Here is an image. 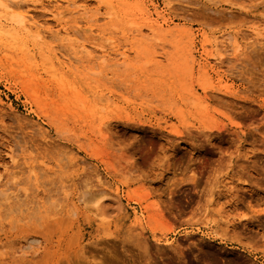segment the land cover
<instances>
[{
	"label": "rangeland",
	"instance_id": "374dc122",
	"mask_svg": "<svg viewBox=\"0 0 264 264\" xmlns=\"http://www.w3.org/2000/svg\"><path fill=\"white\" fill-rule=\"evenodd\" d=\"M58 1L0 4V264H264V0Z\"/></svg>",
	"mask_w": 264,
	"mask_h": 264
},
{
	"label": "bare ground",
	"instance_id": "6f19581e",
	"mask_svg": "<svg viewBox=\"0 0 264 264\" xmlns=\"http://www.w3.org/2000/svg\"><path fill=\"white\" fill-rule=\"evenodd\" d=\"M46 1H52V0H46ZM57 3H59L58 0H56ZM29 3H31V0H0V4L3 5L7 10H13L14 8H21L23 5H28ZM49 3V2H48ZM72 3L70 2L69 5H71ZM81 8V7H80ZM44 9V8H43ZM60 9V6H55L54 9L51 10V14H53L54 16H57V12L58 10ZM46 11H49V10H46ZM82 11V10H81ZM87 11V10H86ZM37 14H32L30 11H25V12H22L19 14V19L20 17L22 18V21L24 20V22L26 23V25H28V28L30 29H33L35 30L36 34L38 35H46L47 37H54L55 36V32L51 29V28H41L40 27V23L37 21V17L36 16ZM18 16V15H17ZM18 18V17H16ZM97 20V19H96ZM87 22H90V20H87ZM20 23H21V20H20ZM23 23V22H22ZM60 25V24H59ZM62 25V24H61ZM93 26H89L88 29H91ZM80 26H79V23L78 21L76 22V24L70 28H67L66 26L62 25V29L64 31H66L67 33L69 32H73V34H79L81 32L80 30ZM152 29H154V27H152ZM8 34V33H7ZM264 33H258L257 35L258 36H261L263 35ZM12 37V36H11ZM262 38V37H261ZM264 39V38H263ZM213 47L215 48H219V47H222V48H227V42L226 41H220V42H216L214 44H212ZM89 48V47H88ZM87 45H82V49L86 50L87 51ZM85 53V52H84ZM89 53V52H87ZM90 54V53H89ZM220 56H223V55H220ZM64 58V57H63ZM223 60V59H222ZM224 61V60H223ZM79 98L82 99V96L81 94L78 95ZM43 111V110H42ZM48 114H46L44 112V116H47ZM15 153V152H14ZM12 160H15V157L12 155ZM34 177V176H33ZM225 187V186H224ZM85 193V192H83ZM89 193V191H87L86 194L84 195H87ZM89 195V194H88ZM131 197H135L134 195L130 194ZM81 197V196H80ZM84 197V196H83ZM109 195L106 193L105 190H100L99 192L96 191L95 194L92 195V197H90V200L95 202L97 205H96V208L97 210L99 211V205L103 204V203H99L103 198H108ZM82 198V197H81ZM86 198H89V197H86ZM85 199V198H84ZM135 199H138L139 201H143L144 197H135ZM215 199V198H214ZM218 199V198H217ZM216 199V200H217ZM99 200V201H98ZM86 201V200H85ZM215 201V200H214ZM82 202V200H81ZM218 202V200H217ZM220 202V201H219ZM218 202V203H219ZM88 203V202H87ZM96 210V209H95ZM102 213H104V211H102ZM31 241L33 242H36L38 240H32ZM30 241V242H31ZM27 247V246H26ZM25 247V248H26ZM18 250V249H17ZM23 253V252H22ZM18 254V252H17ZM21 254V253H20Z\"/></svg>",
	"mask_w": 264,
	"mask_h": 264
}]
</instances>
